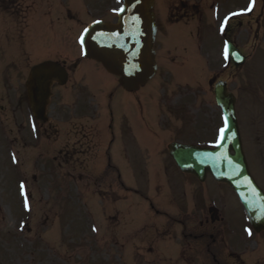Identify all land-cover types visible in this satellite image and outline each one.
Here are the masks:
<instances>
[{
    "label": "flooded vegetation",
    "instance_id": "obj_1",
    "mask_svg": "<svg viewBox=\"0 0 264 264\" xmlns=\"http://www.w3.org/2000/svg\"><path fill=\"white\" fill-rule=\"evenodd\" d=\"M74 4L0 0V17L9 30V45H0V140L29 149L25 158L46 156L98 193L124 191L122 178L144 173L150 187L138 192L147 208L137 233L140 264H264V231L249 226L230 188L208 175L199 182L179 171L167 151L171 142L214 143L221 114L207 98H214L216 82H225L237 100L240 70L264 77V38L252 53L239 45L240 1L155 0L157 70L150 83L157 86L148 94L158 92L161 105L155 100L146 109L141 89L126 92L99 63L82 55L78 43L86 26L78 22V13L85 7L93 20L110 21L119 0H97L79 10ZM256 11L264 12V0H248L243 18L258 32L264 16L256 24ZM42 44L50 46L48 55ZM225 45L245 56L243 65L224 58ZM44 60L59 64L66 77L52 84L39 120L31 114L25 81L31 66ZM210 106L217 121L201 117ZM239 130L245 157L253 163L250 172L264 190V122L248 119ZM151 140L165 145L149 146Z\"/></svg>",
    "mask_w": 264,
    "mask_h": 264
},
{
    "label": "rangeland",
    "instance_id": "obj_2",
    "mask_svg": "<svg viewBox=\"0 0 264 264\" xmlns=\"http://www.w3.org/2000/svg\"><path fill=\"white\" fill-rule=\"evenodd\" d=\"M72 1L79 10L82 4L94 5L97 0H93L94 3L92 0ZM85 10L84 7L77 16L78 22L83 24L95 17ZM101 18L105 20V17ZM251 34L252 30L243 25L239 29L240 44L245 39V43L255 41L250 39ZM8 36L7 24L0 17V45H9ZM258 37L263 40L264 27L260 29ZM42 45L48 55L50 46ZM42 52L37 51V54ZM241 83L242 79H239ZM255 83L258 85V95L262 94L260 97L264 98V77L257 75ZM239 84L236 86L239 121L243 124L248 119L255 122L254 113L264 108L260 103L257 104V98L249 97V93ZM156 86V83L151 82L140 91L145 109L152 106L155 100L157 105H161L158 92L154 96L148 94ZM126 96L123 97L128 98ZM209 102L212 104L210 97L207 98ZM212 110V106L204 107L202 119L206 122L217 121ZM211 115L213 120L209 118ZM173 122L178 124L177 120ZM155 144L164 146L165 142L151 140L149 146ZM151 149L156 152L161 148ZM1 152L13 155H0V257L6 264H140L133 247L137 243V230L143 214L147 211L143 199L130 191L126 193L121 190L115 194L99 195L86 181L70 176L53 160L43 157V154L25 158L30 150L22 145L14 143L8 146L0 140ZM143 160L147 158L144 156ZM147 180L144 173L122 178L126 186L140 192L144 185L150 187ZM149 180L151 183L153 179ZM21 184L24 185L23 194ZM6 190L9 196H6L9 194ZM21 212L28 213L29 217L24 226L20 222ZM93 228L96 230L93 231Z\"/></svg>",
    "mask_w": 264,
    "mask_h": 264
},
{
    "label": "water",
    "instance_id": "obj_3",
    "mask_svg": "<svg viewBox=\"0 0 264 264\" xmlns=\"http://www.w3.org/2000/svg\"><path fill=\"white\" fill-rule=\"evenodd\" d=\"M115 23L94 22L83 33V54L102 64L118 77L128 91L143 86L155 72L152 44L155 36L154 0H121ZM61 70L51 62L33 67L28 80L32 113L41 117L52 80H59ZM215 99L223 117H227L225 139L211 148L172 144L170 155L182 170L225 182L238 195L255 230L264 229V194L250 176L241 150L233 106V97L217 85Z\"/></svg>",
    "mask_w": 264,
    "mask_h": 264
},
{
    "label": "snow or ice",
    "instance_id": "obj_4",
    "mask_svg": "<svg viewBox=\"0 0 264 264\" xmlns=\"http://www.w3.org/2000/svg\"><path fill=\"white\" fill-rule=\"evenodd\" d=\"M249 8H251V4L249 5ZM120 11H123V9H120ZM225 20H227V17L225 18ZM221 29L223 30V25L221 26ZM85 32H87V29H85ZM80 44H81V47L83 48V33L81 34L80 36V39L78 41ZM228 49H227V46L225 45V49H224V58L227 60L228 59ZM224 120V126L219 128L218 132H219V135L217 137V146L219 145V143H221L226 137H225V133L228 129V123H227V117H223L222 118ZM23 188H24V185L21 184V192L23 194ZM28 205H27V201L25 202V208H27ZM96 229L93 228V231H95ZM246 231H249L246 229ZM249 235H251V232L249 231Z\"/></svg>",
    "mask_w": 264,
    "mask_h": 264
}]
</instances>
